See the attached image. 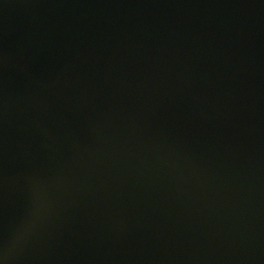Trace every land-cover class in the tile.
<instances>
[{
    "label": "water",
    "instance_id": "water-1",
    "mask_svg": "<svg viewBox=\"0 0 264 264\" xmlns=\"http://www.w3.org/2000/svg\"><path fill=\"white\" fill-rule=\"evenodd\" d=\"M4 264H264V0H0Z\"/></svg>",
    "mask_w": 264,
    "mask_h": 264
},
{
    "label": "clouds",
    "instance_id": "clouds-1",
    "mask_svg": "<svg viewBox=\"0 0 264 264\" xmlns=\"http://www.w3.org/2000/svg\"><path fill=\"white\" fill-rule=\"evenodd\" d=\"M0 264H4V261L3 260H0Z\"/></svg>",
    "mask_w": 264,
    "mask_h": 264
}]
</instances>
